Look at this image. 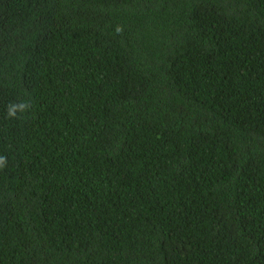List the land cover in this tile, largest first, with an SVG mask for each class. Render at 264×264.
<instances>
[{"label":"trees","instance_id":"1","mask_svg":"<svg viewBox=\"0 0 264 264\" xmlns=\"http://www.w3.org/2000/svg\"><path fill=\"white\" fill-rule=\"evenodd\" d=\"M0 156V264H264V0H0Z\"/></svg>","mask_w":264,"mask_h":264},{"label":"clouds","instance_id":"2","mask_svg":"<svg viewBox=\"0 0 264 264\" xmlns=\"http://www.w3.org/2000/svg\"><path fill=\"white\" fill-rule=\"evenodd\" d=\"M122 29L120 27L116 28V31L119 33ZM26 108V105L24 103L18 104V105H11L8 109L9 116H14L17 111L23 112ZM7 161V158L4 156H0V167L5 166Z\"/></svg>","mask_w":264,"mask_h":264},{"label":"bare ground","instance_id":"3","mask_svg":"<svg viewBox=\"0 0 264 264\" xmlns=\"http://www.w3.org/2000/svg\"><path fill=\"white\" fill-rule=\"evenodd\" d=\"M223 122V121H222ZM226 122V121H225Z\"/></svg>","mask_w":264,"mask_h":264}]
</instances>
